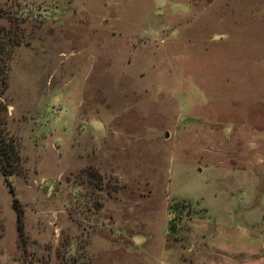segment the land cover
<instances>
[{
	"label": "rangeland",
	"instance_id": "374dc122",
	"mask_svg": "<svg viewBox=\"0 0 264 264\" xmlns=\"http://www.w3.org/2000/svg\"><path fill=\"white\" fill-rule=\"evenodd\" d=\"M0 28V264H264V0H0Z\"/></svg>",
	"mask_w": 264,
	"mask_h": 264
},
{
	"label": "trees",
	"instance_id": "16d2710c",
	"mask_svg": "<svg viewBox=\"0 0 264 264\" xmlns=\"http://www.w3.org/2000/svg\"><path fill=\"white\" fill-rule=\"evenodd\" d=\"M14 38L15 35H11L3 28H0V95L6 89V76L10 59V51L17 43ZM7 149L8 148H2V145L0 144V156H3L5 160L9 159L7 154L8 152H6Z\"/></svg>",
	"mask_w": 264,
	"mask_h": 264
},
{
	"label": "water",
	"instance_id": "95a60500",
	"mask_svg": "<svg viewBox=\"0 0 264 264\" xmlns=\"http://www.w3.org/2000/svg\"><path fill=\"white\" fill-rule=\"evenodd\" d=\"M165 136H166V134H165Z\"/></svg>",
	"mask_w": 264,
	"mask_h": 264
}]
</instances>
